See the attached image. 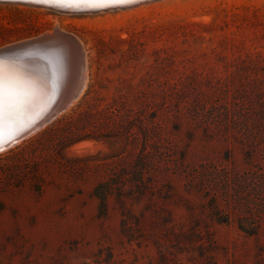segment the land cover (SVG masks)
Wrapping results in <instances>:
<instances>
[{"label":"rangeland","instance_id":"obj_1","mask_svg":"<svg viewBox=\"0 0 264 264\" xmlns=\"http://www.w3.org/2000/svg\"><path fill=\"white\" fill-rule=\"evenodd\" d=\"M142 2L0 3V48L57 27L88 79L0 152V264H264V0Z\"/></svg>","mask_w":264,"mask_h":264},{"label":"bare ground","instance_id":"obj_2","mask_svg":"<svg viewBox=\"0 0 264 264\" xmlns=\"http://www.w3.org/2000/svg\"><path fill=\"white\" fill-rule=\"evenodd\" d=\"M142 1L147 0H0V3L77 14L126 7ZM43 35L51 36L45 43L48 45L0 52V148L44 119L65 90L72 87L73 93L48 122L69 108L85 88L86 62L78 41L72 36H67L72 41L64 39V33L57 27L54 32Z\"/></svg>","mask_w":264,"mask_h":264},{"label":"trees","instance_id":"obj_3","mask_svg":"<svg viewBox=\"0 0 264 264\" xmlns=\"http://www.w3.org/2000/svg\"><path fill=\"white\" fill-rule=\"evenodd\" d=\"M89 139L85 136L78 137L74 139L65 140L64 147H69L77 142H80L82 140ZM96 139V138H91ZM138 177H142V174H138ZM107 191H108V185L106 183H100L93 189V196L98 200V216L100 218H105L107 215ZM120 208H121V223H120V231L123 236L127 238V240L130 242L133 240V232L131 230V227L129 225V220L132 216V211L127 209L124 206V203L122 201V198L119 196L117 198ZM203 256V254H201ZM165 261L164 257H160V261L157 264H163ZM207 264H216V262L213 259H209L207 261Z\"/></svg>","mask_w":264,"mask_h":264},{"label":"water","instance_id":"obj_4","mask_svg":"<svg viewBox=\"0 0 264 264\" xmlns=\"http://www.w3.org/2000/svg\"><path fill=\"white\" fill-rule=\"evenodd\" d=\"M64 35H63L64 39L72 41L69 37H67L68 35H66V36H64ZM50 38H51V36L41 35V36H37L36 38H33L34 40H32V38L31 39H26V40H24L25 42L19 41L20 43L16 42L15 45H11V46H8V47L0 48V52H6L7 53V52H12V51H15V50H18V49H26V48H29V47L48 45V44H45V43L49 42ZM77 90H79V89H77ZM72 93H73L72 92V87H70L67 90H65L64 94L61 96V98L58 101V103L52 108L50 113L44 119H42L40 122H38L32 128H30V129L26 130L25 132H23L21 135L17 136L12 142H9V143L5 144L4 147H2V148L9 147L15 141L23 139L24 136H26L30 132L38 129L43 124H46L48 122L49 118L65 103V101L69 98V96ZM2 148H0V151L3 150Z\"/></svg>","mask_w":264,"mask_h":264}]
</instances>
